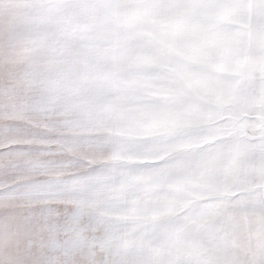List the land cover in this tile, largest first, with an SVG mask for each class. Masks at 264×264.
Returning <instances> with one entry per match:
<instances>
[{
  "label": "snow or ice",
  "instance_id": "1",
  "mask_svg": "<svg viewBox=\"0 0 264 264\" xmlns=\"http://www.w3.org/2000/svg\"><path fill=\"white\" fill-rule=\"evenodd\" d=\"M0 264H264V0H0Z\"/></svg>",
  "mask_w": 264,
  "mask_h": 264
}]
</instances>
